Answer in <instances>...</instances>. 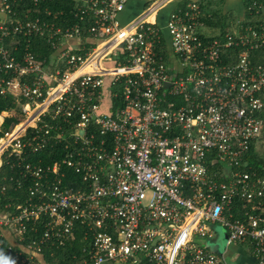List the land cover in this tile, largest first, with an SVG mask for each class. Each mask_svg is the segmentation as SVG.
Returning <instances> with one entry per match:
<instances>
[{
    "label": "built area",
    "instance_id": "2783aa9c",
    "mask_svg": "<svg viewBox=\"0 0 264 264\" xmlns=\"http://www.w3.org/2000/svg\"><path fill=\"white\" fill-rule=\"evenodd\" d=\"M18 1L0 0V97L19 107L0 113V132L19 117L0 137V170H19L0 189V264H44L79 227L82 264H229L244 244L264 264V175L233 171L253 144L264 154V4L211 36L197 2L160 23V0L123 24L129 0H74L79 23L64 28ZM36 37L49 60L20 50ZM49 151L64 155L44 165ZM218 228L222 255L205 244Z\"/></svg>",
    "mask_w": 264,
    "mask_h": 264
},
{
    "label": "trees",
    "instance_id": "16d2710c",
    "mask_svg": "<svg viewBox=\"0 0 264 264\" xmlns=\"http://www.w3.org/2000/svg\"><path fill=\"white\" fill-rule=\"evenodd\" d=\"M253 2H258L264 4V0H247L246 6H250ZM18 6H16V10L22 14L23 10L31 9L33 11L32 17L35 16V11L38 9L40 11L36 17H40L42 19H49L52 21H56L58 25L61 27L73 26L76 23H79L78 19L73 17L71 13L73 6L75 7L76 2L74 0H40L38 6H35L33 0H20L18 1ZM189 3V2H188ZM186 3V5L188 4ZM185 6V5H183ZM178 5V7L174 10L176 11L178 8L183 7ZM47 10L51 12V17H47ZM172 11L171 13H173ZM163 12V11H162ZM160 13V18L164 17L163 13ZM252 17V15H251ZM209 21V25H210ZM160 23L162 21L160 20ZM20 50L23 51L27 46L30 51L34 53L40 60H49L50 57L54 54V50L50 44L46 42L43 38H32L30 42H25L21 40ZM9 40L5 43V46L9 48ZM163 49L169 47V39H167L166 35L163 36V41L160 45ZM234 49H232L233 51ZM253 62L262 63L264 65V51L262 52H254L253 54ZM116 105H118L116 103ZM121 106V105H120ZM19 111V107L15 104V98L13 96H1L0 97V113L5 111ZM261 118L264 120V111L261 114ZM19 117L18 114L12 115L8 118L2 126V130L0 132V137L6 131H9L12 125L18 123ZM63 151H49L47 154L41 156L43 159L44 165H52L56 162V160L61 159L63 157ZM61 156V157H60ZM7 159V158H6ZM31 162L35 161V157L29 158ZM35 163V162H33ZM234 172L240 173H257V175H264V154H259V147L257 148L255 144L252 145L250 151L243 156L242 163L239 167L233 168ZM19 170L11 169L6 164L0 170V189L2 186L8 184L10 178L14 175H18ZM69 174V173H68ZM69 177L75 180L73 174H69ZM30 184H25L22 190H18V192L10 189L8 191L7 197L10 202L16 203L20 201L22 197L26 195L27 189ZM243 202L237 199L234 207V214L238 215L242 211ZM84 228H77L76 230V240L73 243L67 244L66 247L62 248H50L45 247L42 255L44 256V264H82L85 260H89V248H91V243L84 239Z\"/></svg>",
    "mask_w": 264,
    "mask_h": 264
},
{
    "label": "crops",
    "instance_id": "0c3cea01",
    "mask_svg": "<svg viewBox=\"0 0 264 264\" xmlns=\"http://www.w3.org/2000/svg\"><path fill=\"white\" fill-rule=\"evenodd\" d=\"M160 0H129L125 10L120 15V20L123 24L128 23L137 16L141 15L148 7L155 4ZM247 0H217L215 4L208 5L206 7L205 0H171L167 6L163 9L164 17H162V23L166 22L171 12L174 11L178 5H186V3L197 2L201 6L202 14L210 30L211 36H217L225 31L232 29L233 25H236L242 21H248L251 18L248 15L246 2ZM260 21H264L263 17L259 18ZM209 21L210 25H209ZM221 233L223 229L218 228ZM209 245V244H208ZM250 247L247 244L233 246L229 248V253H233L234 258L237 259V264H257L256 260L251 256ZM228 253V254H229Z\"/></svg>",
    "mask_w": 264,
    "mask_h": 264
},
{
    "label": "rangeland",
    "instance_id": "374dc122",
    "mask_svg": "<svg viewBox=\"0 0 264 264\" xmlns=\"http://www.w3.org/2000/svg\"><path fill=\"white\" fill-rule=\"evenodd\" d=\"M203 1L204 0H202V2ZM216 2H217V0H205L204 4L206 5V7H209L208 5H210V3L215 4ZM263 20H264V14H263ZM235 27H236V25H233L231 30H234ZM204 32L207 33L208 35L211 34L210 30H208V29L205 30ZM262 153H263V147L260 145L259 146V154L262 155ZM205 241H206L205 244H209L210 248L212 250L215 249L216 253H218V254L222 255L223 253H225L227 251V249H226V233L225 232L221 233L219 231V229H218V234L216 236H214L213 239H211V240L206 239ZM231 252H232V250H231ZM231 252L230 253L227 252V261L229 264H237L236 263L237 259H236V257L234 258V255Z\"/></svg>",
    "mask_w": 264,
    "mask_h": 264
},
{
    "label": "water",
    "instance_id": "95a60500",
    "mask_svg": "<svg viewBox=\"0 0 264 264\" xmlns=\"http://www.w3.org/2000/svg\"><path fill=\"white\" fill-rule=\"evenodd\" d=\"M168 86H169V85H167V87H168ZM208 247H210V245H208ZM210 250H211L212 252L216 253L215 249L212 250V249L210 248ZM217 254H218V253H217Z\"/></svg>",
    "mask_w": 264,
    "mask_h": 264
},
{
    "label": "bare ground",
    "instance_id": "6f19581e",
    "mask_svg": "<svg viewBox=\"0 0 264 264\" xmlns=\"http://www.w3.org/2000/svg\"><path fill=\"white\" fill-rule=\"evenodd\" d=\"M150 20L153 21V20H154V17L152 16V17L150 18Z\"/></svg>",
    "mask_w": 264,
    "mask_h": 264
}]
</instances>
